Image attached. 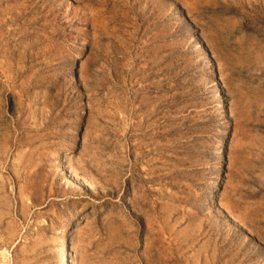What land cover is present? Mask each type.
Returning <instances> with one entry per match:
<instances>
[{
  "label": "rangeland",
  "instance_id": "1",
  "mask_svg": "<svg viewBox=\"0 0 264 264\" xmlns=\"http://www.w3.org/2000/svg\"><path fill=\"white\" fill-rule=\"evenodd\" d=\"M264 264V0H0V264Z\"/></svg>",
  "mask_w": 264,
  "mask_h": 264
},
{
  "label": "bare ground",
  "instance_id": "2",
  "mask_svg": "<svg viewBox=\"0 0 264 264\" xmlns=\"http://www.w3.org/2000/svg\"><path fill=\"white\" fill-rule=\"evenodd\" d=\"M65 263L67 264V261H65Z\"/></svg>",
  "mask_w": 264,
  "mask_h": 264
}]
</instances>
